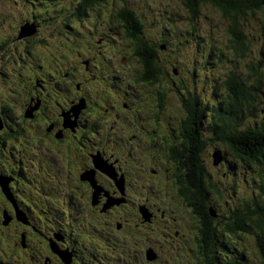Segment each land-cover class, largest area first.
<instances>
[{
	"label": "flooded vegetation",
	"instance_id": "1",
	"mask_svg": "<svg viewBox=\"0 0 264 264\" xmlns=\"http://www.w3.org/2000/svg\"><path fill=\"white\" fill-rule=\"evenodd\" d=\"M124 7L129 9L131 1L83 6L79 0L70 16L78 19L81 36L70 22H59L50 40H35L40 34L35 23L36 34L19 39L30 44L32 61L18 68L9 90L16 93L10 107H0V245L18 254L12 262L24 264L27 255L28 264H81L80 253L98 254L96 242L106 234L109 264H156L161 253L149 247L144 251L147 262L140 263L137 249L127 242L133 232L142 247L146 240L141 235L155 224L174 229L176 238L194 230L196 264L209 262L212 245L213 255L227 258L223 240L210 244L204 238L205 220L192 201L191 182L198 175L191 167L193 152L185 150L188 115L183 104L195 94L180 93L187 87L180 77L187 76L186 70L162 58L160 75L145 68L139 56L142 39L159 49L172 47L167 39L160 44L162 34L146 37L150 13L142 12L138 22L126 13L131 25L120 17ZM201 47L206 64L210 53ZM163 80L171 82L179 103L168 104ZM212 121L205 108L200 130L207 145L215 144ZM215 153L227 161L220 150L211 156ZM200 160L206 171L203 208L213 218L218 215L209 194L215 185L202 153ZM169 199L176 205L162 208ZM148 250L155 253L154 260H148ZM12 262L0 257L1 264Z\"/></svg>",
	"mask_w": 264,
	"mask_h": 264
},
{
	"label": "rangeland",
	"instance_id": "2",
	"mask_svg": "<svg viewBox=\"0 0 264 264\" xmlns=\"http://www.w3.org/2000/svg\"><path fill=\"white\" fill-rule=\"evenodd\" d=\"M78 1L0 0V107H10V98L16 93L10 94L9 90L13 89L12 82L15 80L17 73H19L18 68L25 66L29 60L32 61V57L27 54L30 44L27 41H19L21 38L16 39L19 36L22 25L36 23L39 26L40 34L35 40L46 38L50 40V36L56 33V29L58 30L59 25L57 23L59 22H70L73 25L75 34L77 35L78 33L81 36L84 31L78 28V19L75 18L74 20L70 16L74 12ZM132 5L136 9L149 11L148 20L150 24L146 25V31L150 34V36L146 37L149 39L159 38L162 34L160 31L165 29L168 22L171 23L170 18L173 17L175 19L171 26L176 34L175 36L167 35L169 46L172 47L175 54L176 51L178 52L173 60L174 63L177 67L182 68L186 67L182 65H187L188 70L183 73L188 75H180L187 86L185 89L180 90L183 95H185L186 90L193 91L200 103L212 106L219 102L222 103L226 99L225 86L218 87L222 81V76H227L232 72L241 76L245 72L244 66H247L249 61H253L254 66H257L262 61L260 73L264 75V19L262 14L255 13L254 16H248L241 21L238 20L239 30L243 32V35L248 40L247 45H249L247 56L244 55L240 58V56L236 55L230 42L234 37L229 30V20H226L222 14L212 11L211 8L204 7L196 21H190L187 14L188 11L181 0H132ZM34 29L36 31L37 27ZM69 36L74 38V35ZM118 37L116 36V38ZM205 40L206 43H203ZM200 44L203 45L202 49H207L210 53L206 64L202 62V59L200 60L202 58L200 48H195L196 45ZM211 45H213L212 48ZM168 54H170V51L165 53V55ZM198 62L201 64V67L199 66L200 70L196 68V73L192 75L191 72L195 66L192 63L196 64ZM170 88L171 82L163 80L162 91L166 94L168 104L170 102L171 104L173 102L179 103L178 93L176 90H170ZM261 91L258 101L262 110L255 112L254 126L264 122L263 84ZM15 114V111L12 112V115ZM164 123L167 125L169 122L165 120ZM248 126H253V121L248 120L242 129H246ZM214 150H220L227 157V161H222V164H219V168L213 166V157L211 155ZM202 158L207 161L209 173L211 174V183L215 185V187L211 186L210 188L209 200L211 207H214L218 215L214 226L217 235H221L223 242L226 243L227 258L230 260L237 259L241 264H262V257L256 244L255 234L243 233L235 238L226 237L222 232V222L219 219L228 220V216L234 213L235 210L247 211L249 208L256 210L255 203H262L264 198V163L259 165L238 161L230 153L220 149L218 143L209 144L202 152ZM223 164L225 165L223 166ZM147 181L149 182V180ZM147 185L151 186L148 183ZM167 201L162 208L167 209V205L169 207L170 205H176V202L170 204V199ZM215 210L211 208L213 216ZM190 220L192 222L191 226L195 227L196 220L193 217ZM182 231L187 233L183 227ZM173 233L174 229L166 228L162 224H155L147 228L141 235L146 240L142 247L137 246V244L140 245L142 243L138 241V236H134L133 232L128 236L127 242L132 248L137 249L140 263L146 261L145 249L153 247L158 254L161 253V260L156 264H196L194 253L197 243L193 245L191 240V237L195 235V231L192 230V232L187 233V236L181 235L179 238H176ZM102 237L103 239L96 242L98 254L92 251L91 257L86 250L80 253L81 264H109L108 258L104 256L107 253V248H110L109 238L106 234L102 235ZM169 243L173 245H167ZM192 249H194V252L191 251ZM211 249V256L213 257L215 247L212 245ZM8 250V247L2 242L0 245V257L12 262L13 259L18 257V254L15 251L11 252ZM35 250H38L37 246ZM25 257L29 259L27 255ZM25 257H22V261H24V264H28ZM155 262L151 263L155 264ZM12 263L17 264L15 261Z\"/></svg>",
	"mask_w": 264,
	"mask_h": 264
},
{
	"label": "trees",
	"instance_id": "3",
	"mask_svg": "<svg viewBox=\"0 0 264 264\" xmlns=\"http://www.w3.org/2000/svg\"><path fill=\"white\" fill-rule=\"evenodd\" d=\"M49 1L53 2L55 0ZM80 1L82 2V5L85 6L86 3L102 2L105 0ZM181 2L188 11L187 14L190 21H196L197 17L201 15V11L204 7L211 8L212 11L222 14V16L230 22L229 30L231 31V35L234 37V39L230 41L233 50L237 56H240V58L244 55L247 56L249 48V45H247L248 40L243 35V32L239 30L238 20L241 21L246 19L248 16H254L255 13L262 14L264 19V0H181ZM142 12L149 13V11H142V9L139 10L134 8L131 0V7L129 9L127 7L122 8L120 17L124 19L126 23L131 22V25H133L132 21L138 22V18L141 19ZM126 13L129 14L132 21L127 18ZM171 25L172 22L167 23L169 31L166 32L164 29L162 38H160V44L162 42H167L168 35H171L172 32L175 36L176 33L173 31L174 29ZM130 29L132 32L139 31V29H136L135 27ZM135 35L138 37L140 36L139 33H135ZM206 40L203 43H206ZM141 42L142 50L139 54L140 60L145 65V68L149 69L150 73L152 71L153 73L160 75V72L163 70V66L159 63L160 58L163 60L173 61L172 56L175 58L177 56L178 52L176 51L175 54L173 49L166 50V47H160L159 49V46H155L154 43L147 40L144 41L143 39ZM200 46L203 45H196L195 48L198 49ZM212 46L213 45H211V48ZM167 51H170V54L165 55ZM201 59L202 58H200V60ZM262 64L263 62L260 61L257 66H254V62L249 61L247 66H244L245 72L241 76L234 72L227 76H222V81L218 86H225L226 90V99L222 103L219 102L217 104H213L212 106L207 104L203 105L199 102L198 97L190 95L188 100L183 104L188 115L183 128V136L186 139L185 150H191L193 152L190 161H194V164L191 167L193 168V172H196L198 175V177H195V179L191 182V186L194 190L192 201L197 209H201L206 228L204 230V238L210 240V244H212L214 240L223 239L221 235H217L216 228H213L212 221L217 220L218 216L212 218L210 213H207L206 209L203 208L204 203L207 200L206 192L204 191L206 188L204 183L206 171L202 168L199 161H201L200 154L208 146V140L202 137V131L200 130L202 111L205 110V108L210 109L213 119L211 135L213 134L215 136V138L212 139L213 143H220L219 148L231 154L233 153L238 161L263 165L264 122L254 126V117L256 116L255 112L257 110H262L258 101L260 95L259 93H262V84L264 85V75H261L260 73ZM192 65H195L193 71H195L196 68L200 70L201 64H199V62L196 64L192 63ZM182 66H186L182 68L183 70H188L187 65ZM248 120L253 121V126H248L246 129H242ZM213 166H216L214 164V157ZM255 206L256 210H251V208L247 211L235 210L234 213L230 214L228 220H219L222 222V232L226 237L235 238L238 237L239 234L243 233L255 234L256 244L262 257V264H264V198L262 203L256 202ZM209 219L211 220L210 222ZM207 264L241 263H239V260L237 259L230 260L227 258V260H225L221 256L216 257V255H213V257H210Z\"/></svg>",
	"mask_w": 264,
	"mask_h": 264
},
{
	"label": "water",
	"instance_id": "4",
	"mask_svg": "<svg viewBox=\"0 0 264 264\" xmlns=\"http://www.w3.org/2000/svg\"><path fill=\"white\" fill-rule=\"evenodd\" d=\"M263 9H264V5H263ZM35 27L36 26L34 24H26V25H23L21 27V31L19 33V38H23V37H27V36L30 37V36L34 35L37 32V30L35 31V29H34ZM31 29H32V31H31ZM0 123L2 125L1 119H0ZM1 128H2V126H1ZM213 157H214V164L216 166L219 165L222 162V158L219 156V153L218 154L215 153ZM146 220L149 221V217L147 215H146ZM155 258H156L155 253L152 250H150L148 252V260H154Z\"/></svg>",
	"mask_w": 264,
	"mask_h": 264
},
{
	"label": "bare ground",
	"instance_id": "5",
	"mask_svg": "<svg viewBox=\"0 0 264 264\" xmlns=\"http://www.w3.org/2000/svg\"><path fill=\"white\" fill-rule=\"evenodd\" d=\"M165 236V235H164ZM190 239V238H189ZM171 246V245H170ZM232 260V259H231ZM236 261V260H235Z\"/></svg>",
	"mask_w": 264,
	"mask_h": 264
},
{
	"label": "clouds",
	"instance_id": "6",
	"mask_svg": "<svg viewBox=\"0 0 264 264\" xmlns=\"http://www.w3.org/2000/svg\"><path fill=\"white\" fill-rule=\"evenodd\" d=\"M27 24H30V23H27ZM223 161V160H222Z\"/></svg>",
	"mask_w": 264,
	"mask_h": 264
}]
</instances>
